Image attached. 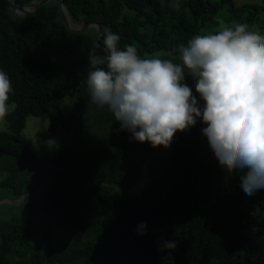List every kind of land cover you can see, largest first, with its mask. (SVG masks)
Here are the masks:
<instances>
[{"label": "trees", "instance_id": "1", "mask_svg": "<svg viewBox=\"0 0 264 264\" xmlns=\"http://www.w3.org/2000/svg\"><path fill=\"white\" fill-rule=\"evenodd\" d=\"M29 4L37 0H14ZM60 0L32 14L0 11V69L11 79L14 108L0 128V157L32 156L22 134L29 115L51 112L62 97L67 116L51 114L43 138L62 122L61 142L38 179L30 165L12 166L0 181V199L20 198L19 211L41 207L72 237L61 238L51 222L29 214L0 215V264H264V189L249 196L240 174L227 175L197 121L178 131L168 148L130 140L106 108L90 102L86 86L90 54L106 55L96 29H67ZM3 3V1H1ZM179 3V9L174 5ZM73 23H98L132 45L141 58L179 62L178 46L196 34H215L216 15L226 8L225 26H264L262 4L233 0H63ZM224 26V27H225ZM185 83L194 86L191 77ZM194 91V88H193ZM202 103V102H201ZM73 105V106H72ZM71 107L93 108L86 116ZM136 195L113 190L134 186ZM2 205V204H1ZM5 215V214H4ZM144 222L145 233L137 226ZM74 235V236H73ZM174 241L175 248H161Z\"/></svg>", "mask_w": 264, "mask_h": 264}, {"label": "clouds", "instance_id": "2", "mask_svg": "<svg viewBox=\"0 0 264 264\" xmlns=\"http://www.w3.org/2000/svg\"><path fill=\"white\" fill-rule=\"evenodd\" d=\"M101 37L106 55H89L85 83L90 102L113 115L118 132L168 148L178 131L199 121L218 164L229 176L240 174L244 193L264 189V35L258 28L234 23L215 34H196L178 46V63L141 58L132 45L121 49L110 28ZM12 92L10 77L0 69V121L10 112ZM145 229L141 222L136 230L143 235ZM175 246L165 241L161 248Z\"/></svg>", "mask_w": 264, "mask_h": 264}, {"label": "rangeland", "instance_id": "3", "mask_svg": "<svg viewBox=\"0 0 264 264\" xmlns=\"http://www.w3.org/2000/svg\"><path fill=\"white\" fill-rule=\"evenodd\" d=\"M0 0V11L1 13H11L12 11L9 10V7ZM237 5L243 4V3H257L262 4L264 0H233ZM27 10V9H24ZM226 8H222L218 14L216 15L217 25L215 29L221 30L226 22H225V15L227 14ZM16 14V13H15ZM17 16H24V15H18ZM66 17L69 18L68 14H66ZM252 27H255L254 25ZM261 34L264 35V26L258 27ZM72 102L71 99L67 97H62L59 99H54L51 101V112L44 113L40 116L35 115H29L26 119V124L22 130V134L27 140V149L31 153L30 156H20V157H12L10 155H2L0 157V170L8 171L9 167L15 166L18 167L19 165H30L32 167H35L36 169L27 168L30 171V178L32 179H38L40 175L41 168L45 166H51L54 167V164L50 162V159L56 152V150L59 148L60 142H61V132L64 129V124L62 122H59L57 124V128L53 135L49 138H43L42 132L47 130L49 124L51 123L52 117L51 114L55 112H59L63 119L66 118L67 112L65 110V104L70 105ZM11 105L10 111L14 108L15 104L13 102L9 103ZM71 106V105H70ZM73 106V105H72ZM73 112L76 115L79 116H86L89 112L93 111V108L90 110L87 108H77V107H71ZM5 120L0 121V128H4ZM6 172L2 171L0 172V181L2 178L6 175ZM146 169L143 167V173L141 179L132 187H126L121 184H114L113 190L119 193L128 194V195H136L138 194L141 189L144 186V183L146 181ZM6 198V197H4ZM16 200L14 201H5L0 203V215L5 216L6 218H10L15 212L17 215H27L29 213L25 212H31L32 206L31 204L29 206H23L24 211H19V205L20 202L23 200V197L20 198H14ZM2 204V205H1ZM33 213L29 214L30 218L35 222H51L52 227L54 228L55 232L60 235L61 238H67L72 237L71 232L68 230V228H59L58 222L54 221L51 216L45 212L44 209L41 207H37L33 209ZM5 214V215H4ZM74 236V235H73Z\"/></svg>", "mask_w": 264, "mask_h": 264}, {"label": "water", "instance_id": "4", "mask_svg": "<svg viewBox=\"0 0 264 264\" xmlns=\"http://www.w3.org/2000/svg\"><path fill=\"white\" fill-rule=\"evenodd\" d=\"M6 5H8L12 10H14V12L18 15H28V14H32L33 12L36 11V9L48 2L49 0H37V1H32L30 2L29 4H18L16 3L14 0H2ZM24 8H29L28 10H24ZM59 11H60V17H61V20L64 24V26L71 30V31H75V32H81L83 30H85L86 28L88 27H93L96 29V36L94 38V42L97 43V38L101 35V27L98 23H94V22H85V23H81V24H77V23H73L72 24H75L76 27H72L70 24H69V21L67 20L66 18V13L68 14L64 4H63V0H60L59 1ZM69 16V14H68ZM70 18V17H69ZM193 80V79H192ZM194 81V80H193ZM25 195H23L22 197H24ZM16 199L14 198H9V197H6V198H2L0 199V203L2 202H5V201H14Z\"/></svg>", "mask_w": 264, "mask_h": 264}, {"label": "bare ground", "instance_id": "5", "mask_svg": "<svg viewBox=\"0 0 264 264\" xmlns=\"http://www.w3.org/2000/svg\"><path fill=\"white\" fill-rule=\"evenodd\" d=\"M24 9H29V8H24ZM67 14V13H66ZM67 18V20L69 21V24L72 26V27H76V25L75 24H72V22H71V20H70V18H68V17H66Z\"/></svg>", "mask_w": 264, "mask_h": 264}]
</instances>
